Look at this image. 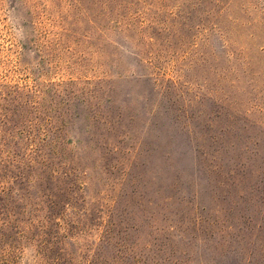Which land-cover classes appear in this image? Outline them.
<instances>
[{"label": "rangeland", "instance_id": "obj_1", "mask_svg": "<svg viewBox=\"0 0 264 264\" xmlns=\"http://www.w3.org/2000/svg\"><path fill=\"white\" fill-rule=\"evenodd\" d=\"M0 264H264V0H0Z\"/></svg>", "mask_w": 264, "mask_h": 264}]
</instances>
